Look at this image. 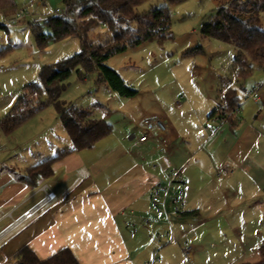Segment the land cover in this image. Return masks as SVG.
Segmentation results:
<instances>
[{
	"label": "crops",
	"instance_id": "1",
	"mask_svg": "<svg viewBox=\"0 0 264 264\" xmlns=\"http://www.w3.org/2000/svg\"><path fill=\"white\" fill-rule=\"evenodd\" d=\"M0 1L5 10L14 13L17 7L28 8L29 1H32L33 10L42 8V3L46 2L56 5L54 10L60 4L59 9H63L62 0ZM30 14L33 15V11ZM254 71L258 73L255 77L251 74L248 84L230 73V76L217 75L199 94L198 110L193 111L194 115L189 109L184 111L190 105L193 110L191 94H187V103L175 106L173 116L162 109L156 94H149L153 109L144 113L145 117L134 129L114 120L109 109L95 111V118L111 126L110 133L93 147L55 161L51 175L35 184L29 185L21 178L31 166L70 148L67 136L45 138L42 158L26 166L25 171H17V166L4 163L0 158V264H12L13 256L25 246L40 259L68 247L79 264H145L159 249L161 253L167 248L162 235L168 219L179 226L184 223L185 212L200 215L195 197L213 168L215 172L219 168L226 169V172L216 173L225 174L222 182L228 185L234 181L240 187L246 180H261L256 181V185L262 186L264 192V72ZM232 82L238 86L242 84L243 89L258 85L259 98L248 99L241 90L238 108L232 114L235 121L231 129L228 121L218 115L209 118V115L215 110L213 92L232 86ZM167 96L174 97V94L169 92ZM154 115L165 119L168 131L138 143L139 126L145 119L156 117ZM54 118L56 127L59 119ZM164 157L170 169L185 167L181 177L170 185L171 195L183 197L178 213L173 211L168 200L166 214L159 204L152 202L157 185L168 184ZM206 181L211 183L212 179ZM46 191L53 193L50 200H44ZM239 191L233 189L232 197L237 201L232 205L246 201L244 197L239 200ZM160 194L163 195V191ZM197 223L202 226L203 222ZM199 227L194 224L185 232L189 241L195 242L197 235L194 233ZM174 240L179 241V238ZM199 248L196 244L193 252Z\"/></svg>",
	"mask_w": 264,
	"mask_h": 264
},
{
	"label": "rangeland",
	"instance_id": "2",
	"mask_svg": "<svg viewBox=\"0 0 264 264\" xmlns=\"http://www.w3.org/2000/svg\"><path fill=\"white\" fill-rule=\"evenodd\" d=\"M28 3L30 6L24 8L26 16L12 21L13 14L23 7H17L14 13L12 10H5L6 7L0 1V120L17 102L25 85H41L39 74L43 66L73 56L81 49L77 37L50 42L45 48H39L29 24L36 22L42 26V20L47 15L56 14V5L46 2L42 3V8L33 10L32 1ZM33 5H36V1ZM161 6H165L169 13V35L161 40L152 39L128 48L106 61L107 66L137 91L134 96H119L99 83L94 71L87 74L84 80L78 78L73 71L59 100L80 109H91L94 118L97 116L96 112L109 109L114 120L130 125L132 129L142 121L145 112L153 109L154 103L149 102V94H156L162 109L167 110L171 116L176 108L173 100L181 97L182 105L187 103V94H191L193 110H190V105L184 111L189 109L190 114L194 115L193 111L198 110V96L210 85V81L219 74L230 76L229 69L237 47L200 34L201 26L209 21L214 11L225 8V0H144L136 10L139 14H145ZM57 7H62V4ZM31 11L33 15L30 14ZM256 17L255 24L264 29V11H258ZM42 30L46 31L44 27ZM88 34L93 45L110 39V34L102 25L92 28ZM256 73L258 72H253V77ZM251 77L243 83H250ZM229 87H234L241 97L237 84L232 82ZM169 92L174 97H168ZM217 96L218 93L213 92V109L218 104L215 99ZM39 100H47L44 89ZM54 116L58 119L54 107L46 105L9 133H5L0 127V158L3 162L17 166V171H25L26 166L42 158L45 152L42 142L45 138L60 136L61 139V135L67 136L60 120L54 126ZM207 126L210 129L211 122ZM192 129L195 133L196 129ZM51 130H55L52 135ZM216 172L213 168L208 173L204 179L205 184H201L202 189L195 197L200 215L182 216L184 223L179 226L168 219L162 235L167 248L161 253L159 249L145 264H241L258 260L257 248L264 244V192L262 186L256 185V181L261 180H246L240 184L242 187H238L234 181L229 185L223 183L225 174ZM207 179H212V182L206 181ZM233 189L240 190L239 200L246 198L241 205H232L237 201L232 197ZM197 222H203L202 226ZM194 224L200 227L194 233L197 235L195 242H191L185 232ZM178 238L179 241L174 240ZM185 241L193 246H200L197 253L191 252L190 260L182 251Z\"/></svg>",
	"mask_w": 264,
	"mask_h": 264
},
{
	"label": "trees",
	"instance_id": "3",
	"mask_svg": "<svg viewBox=\"0 0 264 264\" xmlns=\"http://www.w3.org/2000/svg\"><path fill=\"white\" fill-rule=\"evenodd\" d=\"M143 1L62 0L61 13L47 15L42 20V26L36 22L29 24L35 42L41 49L50 42L69 37H77L81 49L73 56L43 66L39 74L41 85H25L17 102L0 120L1 129L9 133L46 105H52L71 142L70 148L63 149L27 169L21 181L32 185L47 178L52 173L55 161L72 152L93 147L110 133L111 126L103 119L94 118L91 109H80L71 103L62 102L59 95L73 71L83 80L87 74L96 72L98 82L119 96L130 97L137 93L115 70L106 65V61L128 48L152 39L161 40L169 35L171 23L167 8L161 6L148 13L139 14L136 8ZM224 7L214 11L209 21L201 26L200 34L237 47L229 71L237 80L244 81L251 76L254 69L264 72V29L255 24L257 12L264 11V0H225ZM98 25L106 28L110 39L93 45L88 33ZM42 27L46 29L45 32ZM238 88L244 91L242 84ZM43 89L47 94L44 102L39 100ZM216 100L221 108L217 106L209 118L218 115L228 121L232 129L235 121L233 113L239 105L237 90L220 87ZM192 213L185 212L184 215ZM257 254L256 262L241 264H264V244L257 248ZM12 259V264H79L68 247L60 248L51 256L40 259L31 248L25 246Z\"/></svg>",
	"mask_w": 264,
	"mask_h": 264
},
{
	"label": "built area",
	"instance_id": "4",
	"mask_svg": "<svg viewBox=\"0 0 264 264\" xmlns=\"http://www.w3.org/2000/svg\"><path fill=\"white\" fill-rule=\"evenodd\" d=\"M62 10L59 8H56L54 12L56 14L61 13ZM26 16V13L23 9L19 10L15 13V16L13 17L12 21H18L23 19ZM243 94L246 98L251 100H257L259 98L258 95V86L254 85L250 88L244 89ZM181 97L176 98L174 101L176 107H180L181 105ZM218 106L221 108V105L218 104ZM236 112V110L234 111ZM168 131V125L165 119L161 117H153L145 119L142 124L139 126V132L140 136L138 137L137 141L138 143H144L149 140L150 137L163 135ZM164 163V169L168 171V184L166 186H160L157 185L156 189L152 193V202L156 205H160V210L163 211L166 214V208H165V202L168 200L171 205L172 209L175 213H178L180 210V205L183 200V197L181 194L171 195L170 194V185L181 177V175L185 171V167H182L180 169H170L169 162L167 158H163ZM226 172L225 168H219L217 170V173ZM43 189H46V186L43 187ZM160 191H163V195L160 194ZM53 197V193L51 191L45 192V199L44 200H50ZM28 216V215H27ZM182 251L186 255L187 259L189 260L191 258V252L193 251V245L188 241L184 242L182 245ZM153 261V260H152ZM150 264V263H149Z\"/></svg>",
	"mask_w": 264,
	"mask_h": 264
}]
</instances>
